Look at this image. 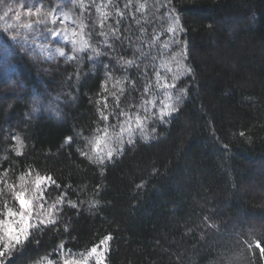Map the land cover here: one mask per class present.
<instances>
[{
	"label": "trees",
	"instance_id": "16d2710c",
	"mask_svg": "<svg viewBox=\"0 0 264 264\" xmlns=\"http://www.w3.org/2000/svg\"><path fill=\"white\" fill-rule=\"evenodd\" d=\"M54 8L84 26L89 48L52 37L66 25L52 23ZM121 110L133 128L142 119L130 144ZM37 174L55 184L34 222L56 223L34 227L2 264L79 259L109 234L104 264H264V0H0V213L19 208L10 186Z\"/></svg>",
	"mask_w": 264,
	"mask_h": 264
},
{
	"label": "snow or ice",
	"instance_id": "6c2138e0",
	"mask_svg": "<svg viewBox=\"0 0 264 264\" xmlns=\"http://www.w3.org/2000/svg\"><path fill=\"white\" fill-rule=\"evenodd\" d=\"M143 7V5H141V8ZM56 13V9H52V12L48 13V16H53V14ZM27 14L29 16L32 15H37L38 17L41 14V8L37 7L35 9V12H33L32 8H28L27 10ZM123 12H120L119 9H117V15L119 16H123ZM110 14H102V16H104V18L106 19L107 16ZM60 16L63 17V19H61V23L63 24L65 20H68L70 17L68 15V13L64 12L63 10L60 11L59 14L53 16L52 19V23H55L57 18H60ZM16 19H19V13H17ZM170 19V24L169 27L167 28V32L171 33L173 36L175 35L176 31H177V25H178V17L175 16H169ZM36 24H44L46 23V20L43 18L37 19L35 21ZM28 28H31L32 25L29 24L27 25ZM83 25H81V35H84V33L82 32L83 29ZM101 27H103V20L101 21ZM49 33L55 38L57 36H61L63 34V38L65 40L68 39L67 37V33L62 30V29H56V30H52V29H48ZM115 31L113 30V35H115ZM73 35H76V32L73 31ZM101 36H105L107 35L104 32L100 33ZM16 37H13V39H15ZM175 41H173L174 43ZM25 43H27V40H25ZM72 43V52L73 53H79L84 51L85 49L89 48L90 45L87 43V41L85 40H80L77 41L75 39H73L71 41ZM165 47H168V44H165ZM41 54H47L49 56V58H52L54 55H59L61 57H65L66 59H76L75 55H67L63 49L57 48V49H49V48H45V47H41L40 49ZM92 51L94 53H96V55H99L98 52H96V49H92ZM179 53L174 54L173 55V59L177 60L178 63V57H179ZM90 59L92 57H89ZM126 65H130L133 63V61L128 60L124 62ZM191 69L188 68H184L183 72H190ZM183 74V73H181ZM178 78V77H177ZM151 87V85L149 84L145 91H147V88ZM162 87L164 89L167 88H175V83L172 84H168L167 81H165V83L162 85ZM172 98L170 97V100ZM180 99L179 96L175 97L174 100H172L171 103L166 104L164 106V108H162L159 112V119L163 120L166 116L171 115L173 112L177 111V108L175 106V102L178 101ZM145 103H148L147 101ZM106 103H105V107H106ZM116 107H119V98L117 97V104ZM101 115V119L103 121L108 120V116L104 114L103 111H101L100 113ZM119 116H124L127 117V119L122 122L123 123H127L129 125L128 129H127V134H128V140L127 143H132L133 142V137L135 132L137 131V129H139L141 132L143 131L142 128V119L141 117L137 114L136 115V119H135V123H136V128L131 127V122H132V117L131 115L125 113L123 110L120 111ZM144 119H147V117H144ZM104 135H107V132L105 131ZM241 135H243V133H241ZM71 137L67 138L68 143H71ZM97 143H99V140L97 141ZM121 144L124 143L123 140L120 141ZM119 151H122L121 149H116L113 148L110 151L107 152L106 157L104 156H97L96 159L94 160V162L96 163H100L103 164L105 162V159L107 160H111L113 158L114 155H117L119 153ZM19 154V152L17 153ZM81 155L84 156H88V153L86 152H81ZM91 158V157H89ZM28 175H31V173L29 172ZM21 181H23V183H21L20 185H11L10 186V190L13 192L14 196V200L18 203L19 208L18 210H14L13 208L9 207L7 203H5L4 205V211L0 214H2L4 216V219H0V244L3 245V247H0V256H4L6 252L10 251L11 249L16 248L17 246H23L25 244L26 241H28L29 236L31 234V230L34 227H39V225H47V224H54L56 223L55 219H49V220H40L39 224H36L34 222V217H33V210L34 208H36L37 206L40 208H43V203H40V201L45 200V196L44 193L47 189V187L49 186V182L51 184H55V181L52 180V178L49 177H43V176H39L37 174L34 182L31 181H25L24 177L21 176L20 177ZM34 183V187L31 186V184ZM4 190L0 189V193H3ZM64 203V196L61 195L56 201L53 202V204L51 205L50 209H49V216L52 215L53 211L58 210L57 206L58 205H62ZM69 204L72 207H75V204H71V202L69 201ZM112 239L111 235H107L104 237L103 240H101L99 242V244L92 246L88 251L87 254L83 256L82 260H72V261H65L64 264H88L90 259H94L95 264H104V261L107 257L108 254V247H107V242L110 241ZM256 248L260 249V255L261 257H264V247H262L259 243V241L256 242L255 244ZM61 248H63V245H61ZM0 264H2V261H0ZM49 264H51V262H49Z\"/></svg>",
	"mask_w": 264,
	"mask_h": 264
},
{
	"label": "rangeland",
	"instance_id": "374dc122",
	"mask_svg": "<svg viewBox=\"0 0 264 264\" xmlns=\"http://www.w3.org/2000/svg\"><path fill=\"white\" fill-rule=\"evenodd\" d=\"M66 22V21H65ZM62 24V23H61ZM77 28H72L71 26H69L68 25V23L66 22V25L62 28V30H64L66 33H67V37H68V39L67 40H65L64 38H63V34L61 35V36H57V37H55L56 39H59V40H61V41H63V42H66V43H68V44H71L72 45V43H71V41L73 40V39H75V40H77V41H80V40H82L83 39V36L81 35V33L78 31V30H76ZM73 31H75L76 32V35H73ZM53 37V36H52ZM54 38V37H53ZM42 47H44V46H42ZM45 48H48V47H45ZM41 49V48H40ZM49 49H51V48H49ZM94 69H96V66L95 65H92V70H94ZM66 82H69L68 80H66ZM61 93L62 92H60V93H58V96H60L61 95ZM65 95H67L68 96V93L66 94V93H64ZM72 101H73V99H71ZM37 107V106H36ZM82 258H75V256H71L69 259H67V258H65V261H72V260H82L83 259V256H81ZM63 259L61 260V262H60V264H64V262H65ZM46 264H49V262H46ZM52 264V263H51ZM88 264H95V261H94V259H90L89 260V262H88Z\"/></svg>",
	"mask_w": 264,
	"mask_h": 264
}]
</instances>
